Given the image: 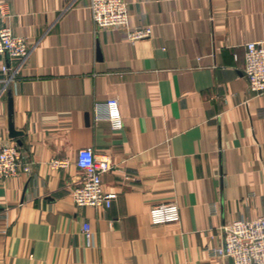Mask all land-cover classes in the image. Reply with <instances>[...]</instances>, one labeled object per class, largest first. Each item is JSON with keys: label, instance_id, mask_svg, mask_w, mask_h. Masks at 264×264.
<instances>
[{"label": "crops", "instance_id": "obj_1", "mask_svg": "<svg viewBox=\"0 0 264 264\" xmlns=\"http://www.w3.org/2000/svg\"><path fill=\"white\" fill-rule=\"evenodd\" d=\"M126 1L129 27L150 38L96 29L90 0H0V28L30 50L0 55V144L30 168L0 183V264H233L203 248L264 213V94L243 73L264 0ZM109 98L120 130L97 118ZM84 148L112 163L110 208L72 202ZM53 158L69 164L52 170ZM168 202L180 221L153 225Z\"/></svg>", "mask_w": 264, "mask_h": 264}, {"label": "built area", "instance_id": "obj_2", "mask_svg": "<svg viewBox=\"0 0 264 264\" xmlns=\"http://www.w3.org/2000/svg\"><path fill=\"white\" fill-rule=\"evenodd\" d=\"M129 3L126 0H90L88 9L96 29H123L131 42L151 37L152 28L128 25ZM26 37L13 35L9 27L0 28V55L25 59L29 54ZM5 72L7 67H3ZM248 89L256 95L264 94V40L245 44L243 69ZM97 118H106L112 129L120 130L124 121L115 98H109L96 109ZM67 159L53 158L49 162L52 170L65 169ZM79 169L78 179L70 188L71 199L76 207L110 208L117 194L105 192L102 175L112 168L107 155L94 153L90 148L80 149L76 158ZM29 172L28 165L21 163V151L15 142L0 144V183ZM153 225L180 221V207L175 202L162 203L151 207L149 212ZM84 232L90 237V227L85 224ZM221 243L213 240L203 251L211 258L231 259L233 264H264V213L255 219L242 218L220 227Z\"/></svg>", "mask_w": 264, "mask_h": 264}]
</instances>
